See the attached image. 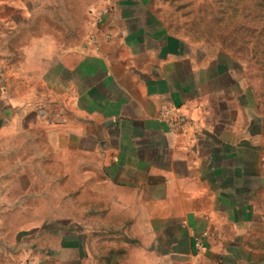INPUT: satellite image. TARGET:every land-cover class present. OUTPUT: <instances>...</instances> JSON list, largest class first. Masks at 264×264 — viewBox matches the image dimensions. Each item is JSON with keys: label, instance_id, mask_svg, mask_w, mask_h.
Instances as JSON below:
<instances>
[{"label": "crops", "instance_id": "0c3cea01", "mask_svg": "<svg viewBox=\"0 0 264 264\" xmlns=\"http://www.w3.org/2000/svg\"><path fill=\"white\" fill-rule=\"evenodd\" d=\"M95 2L114 36L106 52L121 44L135 67L121 76L105 53L75 58L69 50L57 57L56 48L37 41L14 65L0 61V135L40 79H54L75 94L81 114L95 120L115 187L134 197L129 205L149 211V226L166 254L264 264V248L250 246L264 236V153L254 144L248 83L170 38L150 0ZM163 105L188 115L195 126L171 133L158 118ZM50 239L38 246L39 264H86L82 238ZM9 248L0 246V264H12Z\"/></svg>", "mask_w": 264, "mask_h": 264}, {"label": "rangeland", "instance_id": "374dc122", "mask_svg": "<svg viewBox=\"0 0 264 264\" xmlns=\"http://www.w3.org/2000/svg\"><path fill=\"white\" fill-rule=\"evenodd\" d=\"M149 9L174 41L246 80L254 144L264 153V0H150ZM103 10L95 0H0V61L14 65L39 41L56 48L57 57L69 50L75 58L105 53L124 76L136 61L121 44L106 52L114 36L101 23ZM168 106H161L159 120L171 133H188L195 123L179 110L188 129L172 132L162 119ZM19 111L0 135V246L9 245L12 264H39L38 246L63 234L82 238L86 264H214L163 251L149 211L129 205L134 197L115 187L100 129L81 114L73 92L40 79ZM261 239L250 246L264 248Z\"/></svg>", "mask_w": 264, "mask_h": 264}, {"label": "built area", "instance_id": "2783aa9c", "mask_svg": "<svg viewBox=\"0 0 264 264\" xmlns=\"http://www.w3.org/2000/svg\"><path fill=\"white\" fill-rule=\"evenodd\" d=\"M161 117L169 125L172 132H179L188 129L190 126L188 117L179 114L178 109L173 106L165 108Z\"/></svg>", "mask_w": 264, "mask_h": 264}]
</instances>
